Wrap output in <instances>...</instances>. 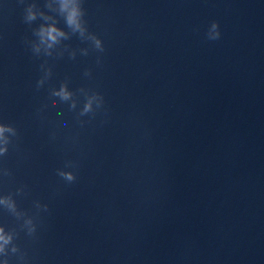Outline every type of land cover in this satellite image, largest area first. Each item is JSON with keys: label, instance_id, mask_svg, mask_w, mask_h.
<instances>
[{"label": "water", "instance_id": "95a60500", "mask_svg": "<svg viewBox=\"0 0 264 264\" xmlns=\"http://www.w3.org/2000/svg\"><path fill=\"white\" fill-rule=\"evenodd\" d=\"M0 127V264H264V0H0Z\"/></svg>", "mask_w": 264, "mask_h": 264}, {"label": "clouds", "instance_id": "9594fccd", "mask_svg": "<svg viewBox=\"0 0 264 264\" xmlns=\"http://www.w3.org/2000/svg\"><path fill=\"white\" fill-rule=\"evenodd\" d=\"M78 16H79V11L78 9L76 8H73L71 10V12L69 13V16H68V23L69 25H75L77 28H79V22H78ZM213 29H216L217 28V25L214 23L212 25ZM44 32L46 33V36L49 40L51 41H55L57 36L59 35H63V33L59 32L55 27H51V28H48L46 30H44ZM212 39L214 40H217L220 38V33L217 31L215 33V35L213 37H211ZM99 41H97V45L99 46ZM57 95H61L63 96V98L67 99L68 97V93L62 88L61 91L59 93H56ZM6 129L4 127H0V135L3 134V132L5 131ZM62 175H65L66 179L68 180H72L73 177L70 173L68 174H62ZM0 239H4L3 236H0ZM5 243H7V240H5ZM0 250H2V246H0Z\"/></svg>", "mask_w": 264, "mask_h": 264}]
</instances>
